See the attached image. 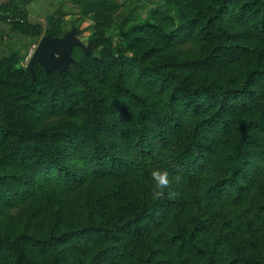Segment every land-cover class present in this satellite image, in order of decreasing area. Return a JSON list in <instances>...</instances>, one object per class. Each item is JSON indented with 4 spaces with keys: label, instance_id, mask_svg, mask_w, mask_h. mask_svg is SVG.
<instances>
[{
    "label": "trees",
    "instance_id": "obj_1",
    "mask_svg": "<svg viewBox=\"0 0 264 264\" xmlns=\"http://www.w3.org/2000/svg\"><path fill=\"white\" fill-rule=\"evenodd\" d=\"M74 1L93 45L64 72L0 54V264H264V0Z\"/></svg>",
    "mask_w": 264,
    "mask_h": 264
},
{
    "label": "rangeland",
    "instance_id": "obj_2",
    "mask_svg": "<svg viewBox=\"0 0 264 264\" xmlns=\"http://www.w3.org/2000/svg\"><path fill=\"white\" fill-rule=\"evenodd\" d=\"M118 1L121 6L118 11L114 12V15L135 9L137 13H141L142 17L146 15L149 8L162 3V0ZM0 7H4L5 11L14 9V12L24 8L30 23L38 24L42 29L38 37H30L12 32L2 23V27L5 28H3L4 32L0 33V54L18 50L23 55L25 65L44 31L49 27L52 15L60 19V27L63 31L69 30L74 25L77 26L81 30L80 39L83 43H88L93 19L91 15L81 17L78 13L79 4L74 0H0ZM105 37H109L116 44L118 40L116 24L105 33Z\"/></svg>",
    "mask_w": 264,
    "mask_h": 264
},
{
    "label": "water",
    "instance_id": "obj_3",
    "mask_svg": "<svg viewBox=\"0 0 264 264\" xmlns=\"http://www.w3.org/2000/svg\"><path fill=\"white\" fill-rule=\"evenodd\" d=\"M77 32V27L74 25L62 36L53 37L50 34H45L39 39L26 63V69L33 78L34 66L37 63L43 67L46 73L53 70L62 73L70 63L75 61L71 55L74 45L81 46L86 52L90 50L93 41L90 40L87 44L83 43Z\"/></svg>",
    "mask_w": 264,
    "mask_h": 264
},
{
    "label": "clouds",
    "instance_id": "obj_4",
    "mask_svg": "<svg viewBox=\"0 0 264 264\" xmlns=\"http://www.w3.org/2000/svg\"><path fill=\"white\" fill-rule=\"evenodd\" d=\"M151 179L154 182L151 189V198L153 200H162L166 195H171L173 183H179V176H171L167 169L153 168L151 170Z\"/></svg>",
    "mask_w": 264,
    "mask_h": 264
},
{
    "label": "crops",
    "instance_id": "obj_5",
    "mask_svg": "<svg viewBox=\"0 0 264 264\" xmlns=\"http://www.w3.org/2000/svg\"><path fill=\"white\" fill-rule=\"evenodd\" d=\"M5 27H2V25L0 24V33H3L4 32V29Z\"/></svg>",
    "mask_w": 264,
    "mask_h": 264
}]
</instances>
